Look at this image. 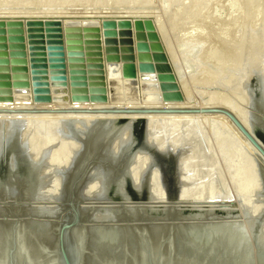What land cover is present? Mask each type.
<instances>
[{
    "label": "water",
    "instance_id": "95a60500",
    "mask_svg": "<svg viewBox=\"0 0 264 264\" xmlns=\"http://www.w3.org/2000/svg\"><path fill=\"white\" fill-rule=\"evenodd\" d=\"M84 22L66 24V43L61 41L55 29H51L55 34L46 47L38 45V34H31L30 53L26 52L25 44L16 45L17 54L12 67L0 59V99H7L12 92L11 85H16L32 87L35 102L52 101L55 99L52 91H58L64 95L58 97L62 101L106 103L109 101L106 78L133 79L127 86L131 96L136 98L139 86L134 79L142 75L141 69L146 66L142 67L139 62L140 59L146 60V49L138 43L137 21L123 17ZM85 66L94 69V79L89 81ZM141 77L149 79L150 75ZM166 79L174 80V76L171 74ZM244 81L245 93L242 94L249 110L245 121L224 106L0 108V115H100L88 123V130L83 134L77 133L80 147L72 163L62 170L58 200L39 199L26 192V185L38 183L39 178L31 153L24 144L23 122L11 118L9 126L4 123L0 140V228L4 229L7 238L0 248V264H231L235 260L233 253H224L208 237L204 241L196 238V229L212 220L214 215H208L209 208H196L197 202L182 194L181 152L169 143L162 146L150 140L149 120L145 116H227L258 152L264 199V69L258 64L249 65ZM68 84L70 97L66 95ZM86 85L99 89L100 94L88 95ZM140 89L144 101L164 99L162 94H155L161 86L154 82L145 81ZM114 91L120 95V86ZM22 98L29 99L30 96L26 94ZM106 115L122 116L108 118ZM130 115L141 116L129 118ZM66 121L72 130L77 129L73 120ZM122 126H127L128 136L119 141L115 156H108L105 153L107 143ZM54 130L57 134L65 131L61 126ZM140 150L146 152L149 160L141 181L136 185L133 171L125 169V165ZM95 166L110 170L113 179L105 183L103 194L94 202L82 193V189ZM152 174H156L158 186L163 191L162 199L150 195L148 182ZM114 177H118V181ZM5 184L10 185L12 195H7ZM216 197L208 199L219 200L221 204L212 210L213 214L227 216L233 210L239 212L236 222L244 219L242 208L233 194L229 195L230 198H220V194ZM88 205L108 206L112 217H92L85 211ZM39 206H57L59 212L45 215L36 210ZM200 213L207 215L199 217ZM23 225L27 227L25 238L21 230ZM156 227L159 231L154 232ZM122 229L128 232L122 234ZM249 232L254 253L252 264H264V238L260 237L259 221H255ZM105 244L110 249L104 248Z\"/></svg>",
    "mask_w": 264,
    "mask_h": 264
},
{
    "label": "bare ground",
    "instance_id": "6f19581e",
    "mask_svg": "<svg viewBox=\"0 0 264 264\" xmlns=\"http://www.w3.org/2000/svg\"><path fill=\"white\" fill-rule=\"evenodd\" d=\"M30 46V45H29ZM28 53L30 50L28 49ZM255 57L260 56L259 51L255 53ZM254 57V58H255ZM29 58V56H28ZM260 62L263 60L258 59ZM141 62L145 59H140ZM257 61V60H256ZM252 64L254 63L253 61ZM258 62V61H257ZM251 64V63H250ZM249 64V65H250ZM255 64V63H254ZM259 65V62L256 63ZM142 67L146 64L141 63ZM262 65V64H261ZM89 67V66H88ZM106 67V65H105ZM148 65L143 67L141 70L143 73L137 81L139 86V93L136 95V98L128 96L125 98L122 94H116L114 91L115 88L119 86L128 85L133 79H118V80H107L106 78V87L107 95L109 96L110 103H96L94 105H89L84 101L74 102L71 99L62 101L58 97L64 96L63 93L58 91H52V94L55 97L54 100L48 102H35L33 99V90L32 87H22L18 86V92L14 97L8 96L7 99H1L5 102L0 103V108H103V107H179L186 108L191 106L203 107V106H224L234 110L237 115L242 120H247L249 113L248 109H245L240 113L238 110L233 108L230 103L223 101L209 100L202 103H188V102H165V103H151L147 102L145 104L136 103V104H126L123 101L127 102H139L143 100L141 98L142 91L140 86L145 81L153 82V78L147 69ZM261 67V66H260ZM263 67V66H262ZM261 67V68H262ZM87 66H85V72L90 79H94L95 75L92 76L94 69L87 71ZM248 68V67H247ZM264 69V68H262ZM68 70V69H67ZM248 71V69H247ZM89 73V74H88ZM248 73V72H247ZM246 73V75H247ZM143 74H149V79H144ZM245 74V72H244ZM226 75V74H225ZM228 75V74H227ZM245 75V76H246ZM93 77V78H92ZM244 79V77H243ZM242 81V79H240ZM242 90L245 91L244 80L243 83L240 82ZM86 92L90 96H95L100 94L99 89L92 88L91 86L86 85ZM109 88L111 92L109 93ZM68 92L66 95L71 96L70 85L68 84ZM152 90V89H151ZM153 90L155 88L153 87ZM158 90V93H157ZM155 94L159 95V89H157ZM29 95L30 98H22L24 95ZM59 95V96H58ZM166 100H169L167 97ZM94 102L96 100H89ZM121 101V102H118ZM150 101V100H149ZM152 101V100H151ZM161 101V99L153 100ZM55 103V104H46V103ZM42 103V104H40ZM243 109V108H242ZM100 115L96 114H26V115H0V140L4 132V123L7 122L9 126V120L11 118H17L23 122V140L26 148L29 149L30 155L33 159V164L35 165L38 172V183H31L26 185V192L39 197V199H54L58 200L60 198V179L62 177V170L65 167H68L72 163V158L76 151L80 147L78 141V136L84 131L88 130V125L91 121L99 118ZM108 118H117L122 115H106ZM141 115H130L129 118H138ZM145 118L149 120L148 124V134L149 138L152 141H156L157 144L165 146L168 143L175 147L181 152L179 159V167L182 177V194L188 198L194 199L197 202L195 205L196 208H209L210 213L208 214L212 217L208 223H204L200 228L196 229V238L202 239L205 238L212 239L213 243L220 248L224 253H233L234 258L232 263L240 262V264H252L254 253L251 250V241L252 236H250V228L253 226L255 221H259V232L261 239L264 238V199L262 198V176L260 172V164L258 166L260 157L258 152L253 148V146L247 141V139L241 134V132L235 127L231 120L223 114H165V115H146ZM66 120H73L76 130H72L71 126L67 123ZM89 123V124H88ZM208 125V128H207ZM61 126L65 131L59 134L56 133L54 129H57ZM42 130V131H41ZM209 130V131H208ZM234 137L233 147L234 154L233 158L228 155L226 152L227 145L230 141V136ZM128 136L127 126L120 127L116 133H114L113 139L107 143V148L105 153L108 156H115L119 149V141L124 137ZM232 137V140H233ZM214 140L217 141L215 145L220 147V152L224 155V160L227 163L228 161H233L231 169V174L234 176L238 173V177L235 178V183L238 184V189L233 192V196L239 202V207L241 210V215L244 216V219L241 222H236L238 213H235L233 210L229 211L227 216L213 214L212 210L214 208L220 207L221 204L219 200L208 201L210 198H217L219 194L220 198H225L232 194V191L228 188L230 185L226 181L227 178L221 182V185L218 183V174L217 168L222 165L219 164L215 152L213 151ZM95 141V140H94ZM231 147V146H230ZM218 150L217 148H215ZM250 150L254 153V157L245 164L246 162L245 155L243 152L245 150ZM215 150V151H216ZM248 152V151H247ZM143 150H140L134 154L133 159L125 165V169H131L133 171V182L137 185L141 181L142 175L144 174L145 167L148 163L149 157L146 156ZM218 153V151H217ZM233 153V152H232ZM220 155V154H218ZM220 157V156H218ZM250 157V156H248ZM253 157V154H252ZM132 158V157H131ZM220 161V162H221ZM225 163V164H226ZM137 166V171L134 170V167ZM218 166V167H217ZM231 166V167H232ZM226 167V165H225ZM228 167V166H227ZM222 168V167H220ZM234 168H236L237 173H235ZM224 169V167H223ZM219 170V169H218ZM227 171V170H226ZM223 172V170H222ZM225 172V171H224ZM110 170L102 169L101 167L95 166L92 171L89 173L88 178L85 181V186L82 189V193L88 197V199L93 200L94 202L99 199L103 194L105 183L108 180L113 179L110 174ZM221 174V173H220ZM223 174V173H222ZM228 174V173H227ZM224 175V174H223ZM246 175V177H244ZM150 181L148 182L149 192L152 198L162 199L164 194L162 189L158 186L156 174L150 175ZM227 175H225L226 177ZM233 176V177H234ZM119 177V176H118ZM118 177L116 179L118 181ZM224 177V176H223ZM228 183V184H227ZM232 183V186L234 185ZM5 191L8 196L11 194V187L9 184H5ZM228 185V186H227ZM230 187V186H229ZM120 190H123L120 186ZM235 191V189H233ZM228 198V197H227ZM228 202V201H227ZM209 205H203L207 204ZM108 206H85V211L92 217L96 218H111L112 215ZM227 208V207H225ZM229 208H227L228 210ZM40 213L45 215L57 214L59 208L57 206H39L36 209ZM231 210V209H230ZM86 213V214H87ZM199 217H205L207 214L200 213ZM25 229L26 225L21 227L23 231V238H25ZM4 229L0 228V248L3 247V243L7 238ZM158 230V227L154 229V232ZM122 234L128 232L127 229H122ZM159 231V230H158ZM108 234V231H106ZM5 234V235H4ZM194 242V239H191ZM195 243V242H194ZM200 246V245H199ZM115 247V246H114ZM113 247V248H114ZM202 247V246H200ZM104 248H108L107 244L104 245ZM118 248V247H116ZM115 248V249H116ZM110 249V247L108 248ZM107 250V249H106ZM101 254L103 251L100 252ZM100 257V254H97ZM257 256V255H255Z\"/></svg>",
    "mask_w": 264,
    "mask_h": 264
},
{
    "label": "rangeland",
    "instance_id": "374dc122",
    "mask_svg": "<svg viewBox=\"0 0 264 264\" xmlns=\"http://www.w3.org/2000/svg\"><path fill=\"white\" fill-rule=\"evenodd\" d=\"M123 17L137 21L138 43L146 49V60L139 62L148 65L145 71L151 74L154 83L161 86L159 93L164 97L161 101L124 103L175 101L198 105L213 99L231 101L230 105L240 113L248 109L244 105L242 93L245 91L240 82L243 83L247 67L252 64L250 61L259 62L264 68L262 61L258 60L262 58L264 62V0H0V59L12 67L17 54L16 45L25 44L28 53L32 45L31 34H38V45L46 47L53 39L54 31L66 43L64 28L69 22L95 23L100 19ZM29 22L36 24L30 25ZM258 51L260 56L257 59L255 53ZM86 69L91 70L88 66ZM171 74L174 80L166 79ZM124 86L120 85L121 94L125 98L131 96L129 87ZM11 87V97L19 94V87ZM1 102L5 101L0 99ZM84 102L89 105L99 103ZM232 137L226 152L233 158L235 140ZM216 143L214 140L213 151L218 159H222L221 162L218 160V166L223 162L217 168L218 183L221 185L227 178L228 183L230 180L228 188L234 187L235 191H230L236 195L238 184L234 182L239 176L238 169L233 170L237 173L235 176L231 174L233 159L226 163ZM243 153L245 164L255 158L249 149Z\"/></svg>",
    "mask_w": 264,
    "mask_h": 264
}]
</instances>
